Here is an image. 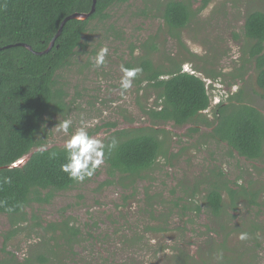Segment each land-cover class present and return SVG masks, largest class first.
Listing matches in <instances>:
<instances>
[{"label": "rangeland", "instance_id": "obj_1", "mask_svg": "<svg viewBox=\"0 0 264 264\" xmlns=\"http://www.w3.org/2000/svg\"><path fill=\"white\" fill-rule=\"evenodd\" d=\"M166 1L117 2L105 18L89 22L81 47L56 74L64 109L54 108L45 116L36 148L63 147L66 137L55 126L71 119L72 129L90 124V135L104 140L123 129L163 130L158 137L165 155L133 185L110 176L104 161L91 178L52 193L49 202H30L23 221L11 225L0 214V264H181L184 256L191 264H217L218 257L207 255L209 250L230 258L242 254L243 263L249 257L253 264H264V236L257 239V248L234 229L249 220L264 224V150L259 160L242 158L212 138V128L200 121L153 125L146 112L155 107L156 91L138 82L141 73L124 94L119 83L120 66L136 68L141 57L165 67L177 62L206 83L211 106L201 119L207 123L214 121L216 97L225 100L239 90L241 101L264 114V91L256 86L253 64L247 62L251 42L243 33L246 15L264 12V0H176L189 4L193 13L180 31V42L159 16ZM151 38L157 51L142 47ZM103 46L109 49L105 63L94 66L90 58ZM213 185L257 192L261 206L244 208L242 200L233 211L229 194L222 190L221 225L229 227L223 230L204 204ZM48 194L42 191L43 197ZM64 223L76 232L75 237L68 234L70 244L59 227Z\"/></svg>", "mask_w": 264, "mask_h": 264}, {"label": "trees", "instance_id": "obj_2", "mask_svg": "<svg viewBox=\"0 0 264 264\" xmlns=\"http://www.w3.org/2000/svg\"><path fill=\"white\" fill-rule=\"evenodd\" d=\"M123 1L96 0L95 12L88 19L67 21L51 50L36 55L32 51L40 52L48 47L65 17L73 13H88L92 0H0V48L12 46L0 50V214L7 216L11 225L24 220V211L33 200L47 203L52 193L68 190L77 183L60 170L66 155L63 147L36 149L40 145L37 138L45 116L51 114L54 108L59 111L64 109L61 104L63 92L56 89L57 72L68 65L76 48L81 47L89 22L105 18L108 8ZM159 11L169 34L180 42V31L193 17L191 6L182 1L167 0L160 4ZM141 13L144 14L143 11ZM243 33L251 42L246 54L247 62L253 64L256 86L264 91V12L248 13ZM16 44H26L32 51ZM142 47L146 51H157L152 38ZM135 66L142 69V79L138 82H146L157 93L155 107L146 112L153 125L173 123L183 126L200 121L201 125L212 128V138L225 143L238 156L247 160L261 159L264 114L241 101V90L228 95L225 100L221 96V102L214 105L213 123H207L206 118H201L203 112L210 108L211 98L205 81L195 71H183L177 62L172 61L167 67L155 65L148 56L141 57ZM162 132L152 127L114 132L105 140L106 144L113 137L117 141L115 149L105 151L107 173L118 175L120 182L130 181V185L136 179L145 177L158 157L165 155L162 153L163 142L158 137ZM26 156L28 158L23 165L6 167ZM222 190L229 194L233 211H236L238 201L242 200L245 201L244 208L261 206L257 201V192H248L243 188L234 190L226 185L211 186L204 198L206 212L223 230L229 227L221 225ZM42 191L49 193L47 197L42 196ZM195 210L198 213L201 211L198 206ZM230 217L234 218L233 215ZM56 227L51 225L52 230ZM59 227L66 241L72 243L68 234L75 237L73 228L67 223ZM234 229L246 232L254 247H259L257 239L264 236L263 223L249 220ZM216 234L219 235V232ZM250 249L245 248L247 252ZM213 252L218 260L220 258L217 264L234 261L235 264H253L254 261L248 257L243 263L246 256L235 254L230 258L220 255L217 250H209L207 255H214ZM41 261L46 262L45 259ZM186 263L191 264L188 256H184L181 264Z\"/></svg>", "mask_w": 264, "mask_h": 264}, {"label": "clouds", "instance_id": "obj_3", "mask_svg": "<svg viewBox=\"0 0 264 264\" xmlns=\"http://www.w3.org/2000/svg\"><path fill=\"white\" fill-rule=\"evenodd\" d=\"M108 52L109 49L106 46L101 47L95 56L90 58L91 63L97 67L103 65ZM120 71L122 73L119 82L120 89L121 94H124L132 88L134 79L142 72V69L121 65ZM89 127H91L90 124H82L80 127L72 129L71 119L62 120L55 126L56 131L63 133L66 137L63 142V150L66 154L65 162L60 165V170L66 173L70 180L81 183L91 178L104 163L106 149L111 151L117 146L114 137L106 144L104 139L90 135ZM52 156L54 157L55 153ZM239 238L245 240L248 238V234L241 232Z\"/></svg>", "mask_w": 264, "mask_h": 264}, {"label": "water", "instance_id": "obj_4", "mask_svg": "<svg viewBox=\"0 0 264 264\" xmlns=\"http://www.w3.org/2000/svg\"><path fill=\"white\" fill-rule=\"evenodd\" d=\"M95 6H96V0H92V4H91V9L88 13H73V14H70L68 15L67 17H65L62 22L60 23V26L57 30V33L55 34V36L52 38L51 42L49 43L48 47L44 50V51H40V52H35V51H32V48L26 44H16L17 46H21V47H24L30 51H32L34 54L36 55H42V54H46L48 53L51 48L55 45V41L56 39L59 37V35L61 34V31H62V28L63 26L65 25V23L69 20H86L88 19L94 12H95ZM9 47H12V46H5L3 48H9ZM3 48H0V50H2ZM28 156L18 160L16 163H13L9 166H6L7 168H13V167H18V166H21L24 164V162L27 160Z\"/></svg>", "mask_w": 264, "mask_h": 264}, {"label": "built area", "instance_id": "obj_5", "mask_svg": "<svg viewBox=\"0 0 264 264\" xmlns=\"http://www.w3.org/2000/svg\"><path fill=\"white\" fill-rule=\"evenodd\" d=\"M216 100H217L216 104L220 103L221 102V97L217 96Z\"/></svg>", "mask_w": 264, "mask_h": 264}]
</instances>
